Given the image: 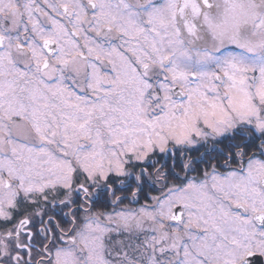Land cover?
I'll return each mask as SVG.
<instances>
[{"label":"snow or ice","instance_id":"snow-or-ice-1","mask_svg":"<svg viewBox=\"0 0 264 264\" xmlns=\"http://www.w3.org/2000/svg\"><path fill=\"white\" fill-rule=\"evenodd\" d=\"M0 264H264V0H0Z\"/></svg>","mask_w":264,"mask_h":264}]
</instances>
